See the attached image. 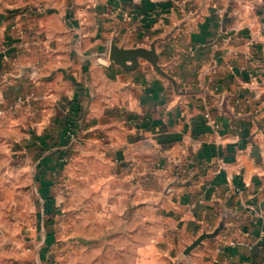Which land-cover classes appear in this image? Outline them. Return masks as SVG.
I'll return each instance as SVG.
<instances>
[{"label": "crops", "instance_id": "0c3cea01", "mask_svg": "<svg viewBox=\"0 0 264 264\" xmlns=\"http://www.w3.org/2000/svg\"><path fill=\"white\" fill-rule=\"evenodd\" d=\"M0 135V264H264V0H0Z\"/></svg>", "mask_w": 264, "mask_h": 264}, {"label": "rangeland", "instance_id": "374dc122", "mask_svg": "<svg viewBox=\"0 0 264 264\" xmlns=\"http://www.w3.org/2000/svg\"><path fill=\"white\" fill-rule=\"evenodd\" d=\"M3 137L0 135V147L3 143ZM9 160H12L10 154H8L5 151L0 150V176L4 172V166ZM34 185V184H33ZM30 185V191L31 196L29 200H26L25 202H15L14 196L8 192H5V186L0 183V231H3V228H10L11 231L15 229L16 226L21 225V229L25 230L22 235H20V238L23 242L25 250L34 251L36 255H38V251L35 250L33 246V242H31V239L35 240V238H31V233H29L27 228H29L31 225H35L38 223V220L34 217L33 212L39 209V204L36 200V188ZM33 186V189H32ZM5 193H7L5 195ZM22 204L23 208L17 207L16 204ZM23 209V213L20 211ZM32 214V216H31ZM60 224V223H59ZM58 224V225H59ZM60 230V229H59ZM6 232V231H5ZM37 241V240H36ZM31 242V243H30ZM55 251H58L56 248ZM3 257V256H2ZM37 256H30L27 259L22 260L25 261L23 264H27L26 262L32 261V264H37L38 260L36 258ZM65 264L64 262H59L57 260H54L52 264ZM4 264V263H3ZM22 264V263H20ZM45 264V263H43ZM51 264V263H48ZM67 264V263H66Z\"/></svg>", "mask_w": 264, "mask_h": 264}, {"label": "water", "instance_id": "95a60500", "mask_svg": "<svg viewBox=\"0 0 264 264\" xmlns=\"http://www.w3.org/2000/svg\"><path fill=\"white\" fill-rule=\"evenodd\" d=\"M138 56L146 58L153 64V66L158 71L164 73V71L158 65V57L154 50H148L144 48L124 49L118 47L115 44H113L111 47L110 59L114 62L121 64L126 68H129L128 66H126L127 61H131L134 64L133 67H135L138 64L137 61ZM223 227H224V220L220 222L219 226L214 231L212 232L203 231L196 239L192 241V243L187 245L184 254L190 255L192 250L195 249L197 246L201 245L204 240L211 237H216Z\"/></svg>", "mask_w": 264, "mask_h": 264}, {"label": "built area", "instance_id": "2783aa9c", "mask_svg": "<svg viewBox=\"0 0 264 264\" xmlns=\"http://www.w3.org/2000/svg\"><path fill=\"white\" fill-rule=\"evenodd\" d=\"M64 160H66V159H64Z\"/></svg>", "mask_w": 264, "mask_h": 264}]
</instances>
